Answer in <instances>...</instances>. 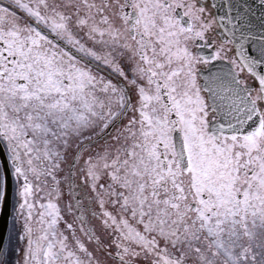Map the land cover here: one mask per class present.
Here are the masks:
<instances>
[{
    "label": "snow or ice",
    "instance_id": "1",
    "mask_svg": "<svg viewBox=\"0 0 264 264\" xmlns=\"http://www.w3.org/2000/svg\"><path fill=\"white\" fill-rule=\"evenodd\" d=\"M0 264H264V0H0Z\"/></svg>",
    "mask_w": 264,
    "mask_h": 264
},
{
    "label": "water",
    "instance_id": "2",
    "mask_svg": "<svg viewBox=\"0 0 264 264\" xmlns=\"http://www.w3.org/2000/svg\"><path fill=\"white\" fill-rule=\"evenodd\" d=\"M12 197H13V182L9 170L8 187L5 198V208L4 211L0 213V244H2L7 237V232H8L11 212H12Z\"/></svg>",
    "mask_w": 264,
    "mask_h": 264
},
{
    "label": "rangeland",
    "instance_id": "3",
    "mask_svg": "<svg viewBox=\"0 0 264 264\" xmlns=\"http://www.w3.org/2000/svg\"><path fill=\"white\" fill-rule=\"evenodd\" d=\"M15 191H14V184H13V197H12V214L10 218V228L12 230V216L14 214V204H15V199H14Z\"/></svg>",
    "mask_w": 264,
    "mask_h": 264
}]
</instances>
